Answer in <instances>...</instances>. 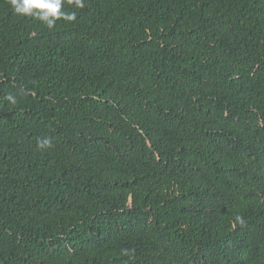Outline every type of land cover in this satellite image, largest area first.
<instances>
[{"label": "trees", "instance_id": "obj_1", "mask_svg": "<svg viewBox=\"0 0 264 264\" xmlns=\"http://www.w3.org/2000/svg\"><path fill=\"white\" fill-rule=\"evenodd\" d=\"M63 10L0 0V264H264V0Z\"/></svg>", "mask_w": 264, "mask_h": 264}, {"label": "clouds", "instance_id": "obj_2", "mask_svg": "<svg viewBox=\"0 0 264 264\" xmlns=\"http://www.w3.org/2000/svg\"><path fill=\"white\" fill-rule=\"evenodd\" d=\"M13 11L21 17H31L42 22L48 29H53L57 21L74 22L77 19L75 11L64 9V0H8ZM77 9L85 7V0H71ZM6 99L13 105L17 103L16 97L9 94ZM39 148H49L52 146L50 138L38 141ZM242 222L241 217L236 218Z\"/></svg>", "mask_w": 264, "mask_h": 264}]
</instances>
